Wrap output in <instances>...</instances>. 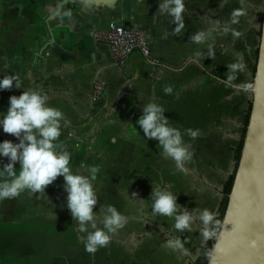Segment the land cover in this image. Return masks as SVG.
<instances>
[{
  "label": "crops",
  "instance_id": "obj_1",
  "mask_svg": "<svg viewBox=\"0 0 264 264\" xmlns=\"http://www.w3.org/2000/svg\"><path fill=\"white\" fill-rule=\"evenodd\" d=\"M162 2L0 0V79L17 75L21 81L20 89L0 90V120L7 114L10 96L30 88L46 94L48 106L67 119L55 141L57 150L70 153L73 172L87 166L100 169L93 181L98 197L94 212L102 216L101 207L111 205L127 217L125 226L110 234L106 248L87 253L80 241L86 233L77 232L64 179L58 177L45 190L43 199L49 200L43 208H27L31 216L18 219V198L0 201V264H190L198 254L201 222L197 220L190 232L176 231L173 218L152 215L149 197L152 188L171 185L168 190L182 208L203 210L210 199L205 191L219 186L216 214L232 170L218 185L209 168L224 166L230 154L233 161L248 93L225 87L223 81L227 65L242 56L245 71L237 73L234 83L252 84L264 0H244L243 5L241 0H184L180 34H174L171 16L158 13ZM241 7L246 14L231 25L242 33L239 38L231 31L213 32L203 44L190 41L198 31L212 27L209 21L223 25ZM112 20L146 34L150 56L135 51L124 67L116 65L104 38ZM209 45L214 59L207 58ZM97 82L105 89L98 96ZM168 86L173 87L171 95L164 93ZM150 101L165 109L170 125L182 134L200 130L195 140L183 135L193 152L185 164L187 172L165 159L159 142L144 137L136 123ZM5 140L19 143L0 125V143ZM6 163L8 159L0 156V168ZM19 167L17 163V173ZM172 237L187 241L191 254L163 248Z\"/></svg>",
  "mask_w": 264,
  "mask_h": 264
},
{
  "label": "clouds",
  "instance_id": "obj_2",
  "mask_svg": "<svg viewBox=\"0 0 264 264\" xmlns=\"http://www.w3.org/2000/svg\"><path fill=\"white\" fill-rule=\"evenodd\" d=\"M244 0H241L243 5ZM160 14H168L176 25L174 34H180L184 28L183 13L185 12L184 0H163L157 9ZM246 14L243 7L234 9L230 20L223 25L219 21H209L212 27L208 30L198 31L190 37L195 44H203L212 38L213 32L226 35L231 31L233 38H239L242 33L231 27L239 22V17ZM264 40V38H262ZM196 55L203 56L202 53ZM215 53L211 45L208 47L207 58L214 59ZM243 57H238L235 63L227 65V78L223 81L225 87L248 91L253 88L251 83L235 84L237 73L245 71ZM21 88V81L17 75H5L0 79V90ZM166 95L173 93V87L164 89ZM142 115L136 121L148 140H156L162 148L161 155L165 159L175 162L176 168L187 172L185 164L193 156L191 144H186L183 135H188L195 140L201 135L199 129H187L186 133L172 127L164 115L165 109L154 101L142 107ZM62 122L67 123L63 112L55 107L48 106V97L38 89H28L18 97H9L7 114L0 120L3 132L19 140L18 144L5 140L0 143V156L6 157L8 163L0 168V201L18 198L23 191L31 193H45L48 186L52 185L58 177L64 179V190L67 195V208L70 210L73 221L77 222V232L86 233L80 241L84 244L85 251L95 254L98 249L106 248L111 242V235L122 229L127 223V217L122 215L114 206L101 207L102 216L94 212L98 205V197L93 188V181L97 178L100 169L96 166H87L83 170L73 172L70 167L71 155L68 151L57 150L55 141L61 136ZM19 164V172L16 164ZM87 173V175H85ZM152 188L150 199L152 215L164 216L174 219L173 228L179 232L192 231V226L197 220L201 222L200 235L202 245L209 240L219 238L223 223L209 209H192L181 207L177 203V196L168 189ZM137 196L136 193L132 194ZM98 224L103 227H98ZM91 229V230H90ZM179 237L167 238L163 248L179 252L182 256L191 253L185 248V243ZM251 248H256L257 241L249 242ZM210 253L206 252V255Z\"/></svg>",
  "mask_w": 264,
  "mask_h": 264
},
{
  "label": "water",
  "instance_id": "obj_3",
  "mask_svg": "<svg viewBox=\"0 0 264 264\" xmlns=\"http://www.w3.org/2000/svg\"><path fill=\"white\" fill-rule=\"evenodd\" d=\"M264 7L252 108L224 225L207 264H264ZM257 241L251 248L250 241Z\"/></svg>",
  "mask_w": 264,
  "mask_h": 264
},
{
  "label": "built area",
  "instance_id": "obj_4",
  "mask_svg": "<svg viewBox=\"0 0 264 264\" xmlns=\"http://www.w3.org/2000/svg\"><path fill=\"white\" fill-rule=\"evenodd\" d=\"M104 38L111 48L115 64L120 67L126 65L129 56L135 51L141 52L146 57L151 54L146 34L124 22L112 20L109 23L107 32L104 34ZM104 90L102 82L95 84L96 96L101 95Z\"/></svg>",
  "mask_w": 264,
  "mask_h": 264
},
{
  "label": "rangeland",
  "instance_id": "obj_5",
  "mask_svg": "<svg viewBox=\"0 0 264 264\" xmlns=\"http://www.w3.org/2000/svg\"><path fill=\"white\" fill-rule=\"evenodd\" d=\"M260 3H261V0H260ZM245 94H246V98H245L246 100L244 101V105L246 108H244V109L246 110L248 105H249V101H251V93L248 92ZM245 94H244V96H245ZM244 113H245V111H244ZM224 162H225V165L220 167V168H218V167L216 168L213 166L211 168H209L210 171L212 172V175L215 177H218V179L212 178L213 180H215V182L218 185H221V183L223 182L225 177L228 176L229 172H231V170H233V161H232L231 154L228 157V161H224ZM226 163H228V164L226 165ZM218 190H219V186L215 188L214 192H210V190L205 191V193L210 198L208 200V206H205V208L211 210L213 213L215 212V209H216L217 203H218ZM28 192H30V190ZM43 196H44V193L43 194L42 193H35V194L27 193V189H26L24 191V194L20 195L18 197V200H17L19 212H20L18 219L24 218L27 216H31L29 213H32V211H31L32 209L41 210L43 208V203L48 202V200H49V199L44 200ZM7 205L10 206V203L8 202L6 204V206ZM28 207H31L32 209L30 210V212L27 213ZM3 219H5L4 216H3Z\"/></svg>",
  "mask_w": 264,
  "mask_h": 264
},
{
  "label": "trees",
  "instance_id": "obj_6",
  "mask_svg": "<svg viewBox=\"0 0 264 264\" xmlns=\"http://www.w3.org/2000/svg\"><path fill=\"white\" fill-rule=\"evenodd\" d=\"M260 36H261V26H260V30H259V38H260ZM258 52H259V47L257 49V57H258ZM257 57H256V61H255L254 68H253L252 78H253L255 71H256ZM252 83H253V81H252ZM251 108H252V101H249V105H248L247 109L245 110L244 117H243V127H242L241 138H240V141L237 144V146L234 148L233 170H232V173L230 174V176L228 177L227 181L224 184L223 191H222V198L220 200L217 212L215 214L216 218L219 219L221 222L223 220V217H224V214H225V211L227 208L229 193L231 192L235 173H236V170H237V167L239 164L240 155H241V151H242V147H243V143H244V138H245V134H246V130H247V125L249 122ZM215 241L216 240H209L206 242V245H202V242H201L200 246H199L198 254L191 261L190 264H207L208 260L210 258L211 252H212L213 244L215 243ZM206 252H208L210 254L206 255Z\"/></svg>",
  "mask_w": 264,
  "mask_h": 264
}]
</instances>
